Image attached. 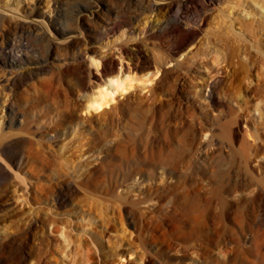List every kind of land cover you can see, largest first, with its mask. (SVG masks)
<instances>
[{
	"label": "bare ground",
	"instance_id": "1",
	"mask_svg": "<svg viewBox=\"0 0 264 264\" xmlns=\"http://www.w3.org/2000/svg\"><path fill=\"white\" fill-rule=\"evenodd\" d=\"M112 1L91 0V5L87 7L90 11L89 15L79 17L76 27L55 24L57 20L62 24L60 17L62 7L59 4L61 2L57 1L55 3L57 12L56 15L51 16V20L54 21V28L62 34L71 33L64 41L51 36L50 26L46 20L39 18L28 20L25 17L13 20L10 17L11 10L6 6H0V67L5 72L2 76L4 85L12 92L8 103V126L23 121L19 120L20 116L26 118L20 101H28L31 97L50 100L54 110L51 112L52 117L56 113L61 117V123L68 122L72 125L79 122L81 115H89L92 112L101 114L112 112L113 116L118 118L122 109L148 107L154 115L157 110L162 111L166 103L172 104L173 99L179 101V107L182 109L184 106L182 98L177 93L178 84L185 83L189 79L194 80L193 85L197 87L196 92L200 97L197 101L202 105L199 110L194 105L193 107L188 105L191 107L188 112L193 120L191 136L178 133L174 137L176 143L180 145L189 141L190 153L178 154L175 141L166 134V130L165 144L159 143L158 146L157 157L167 162L171 169L169 198L175 205L181 201L192 221L203 224L206 221L207 210L213 202L222 216L228 215L225 187L242 185L243 188L239 192L240 203L233 216L236 227H229V236L222 238L226 242L225 245L231 243L233 250L250 262H254L250 258L252 251L264 259V230H260L261 225L264 224V217L255 214L253 223L249 221L250 206L254 203L259 207L264 206V137L253 131L254 124L248 117L239 116L225 121V124L222 123L220 135L216 133L219 129L218 125L208 121V119L225 117L230 109L221 88L226 82L228 69L235 56L237 47L233 43L239 40L246 41L245 36H250L254 39L251 46L255 48L257 54L264 53L262 40L264 19L235 18L236 16H232L234 10L227 11L223 7H217L218 4L227 2L226 0H127L130 3H137L138 10L134 17L124 18L120 17V13L112 7ZM161 4L164 5V12L158 27L144 29L148 37L145 34L140 38L130 37L116 44L113 51L108 53L83 47V44L87 43L83 22L85 24L87 22L89 26L90 20L104 33H109L110 30L132 24L136 19L149 21L152 15L149 13L156 11L159 13ZM242 5L253 7L257 14L264 9V0H240L233 8ZM213 9H217L216 12L224 23H230L227 25L229 30L223 32L205 28ZM250 10L246 12L248 14L254 12ZM191 12L200 15V19L195 24L185 21ZM38 14L43 12L38 11ZM238 22L244 33L236 32L235 25ZM31 35L46 37L47 44L44 46L34 44ZM163 35L170 37L169 46H164L162 43ZM202 35L205 36L203 46L195 50L196 42ZM218 40L224 43V48L219 46ZM256 57L255 59H259L264 67L262 56ZM157 85L167 86L172 96L153 99L151 105L138 97L139 89H148L155 94L154 88H157ZM77 97L83 98L82 107L76 102ZM162 112L165 119L166 113ZM52 117L49 123L45 121V116H41L39 121L52 128L55 126ZM233 125L243 127L239 140ZM23 130L33 133L32 126H24ZM51 137H54V134H51ZM26 141L27 135L22 133H0V177L8 175L10 158L17 153L23 154L22 144ZM113 141L112 144L117 148L121 145L117 140ZM144 146L146 151H154L147 139ZM150 152H146V155ZM188 158H191V163L188 162L190 161ZM195 165L204 169V173L208 172L216 182L215 188L211 189L210 197L205 196L202 186L207 178L199 174V167ZM184 167L186 172L178 185L176 173ZM72 173L73 171L68 169L64 178L61 177L50 184L35 183L31 186L20 183L19 188L12 192V197L8 196L4 202L0 201V206L6 207L9 211L16 207L21 208L28 205L31 198L37 201L40 198L37 192H42L46 197L49 194L54 195L56 203L60 206L83 188L89 189V183L75 180ZM148 178L153 179L150 175ZM260 211L262 214V208ZM50 212L53 214L49 222L50 233L58 241L57 247L52 252L54 262L51 264H105L101 249L96 244H89V239L85 237L87 230H84V233L75 231L72 221L57 217L52 209ZM39 224L37 217H33L28 222L29 228H35ZM253 225H257L260 232L258 228H256L258 231H255ZM252 228L253 232H251ZM12 240L16 239L10 238L0 242V258L10 257L9 249L13 250L14 246L11 244ZM29 243L30 236L26 234L21 239L22 245L14 250L17 264L27 260ZM157 247V244H144L143 252L147 255L151 254ZM222 248V244H219L218 249ZM116 264H124V262L121 260ZM154 264L165 263L156 257Z\"/></svg>",
	"mask_w": 264,
	"mask_h": 264
},
{
	"label": "rangeland",
	"instance_id": "2",
	"mask_svg": "<svg viewBox=\"0 0 264 264\" xmlns=\"http://www.w3.org/2000/svg\"><path fill=\"white\" fill-rule=\"evenodd\" d=\"M57 1L61 2L59 4L62 7L60 12L62 24H59L58 20L55 21L58 26L76 27L78 18L90 13L87 7L91 5V0H0V6H6L11 10L10 17L13 20H20L22 17L28 20L33 18L46 20L50 26L51 36L64 41L71 33L62 34L54 28V21L51 20V16L56 15L57 12L55 7ZM226 1L218 4L217 7H223L227 11L234 10L232 16H236L235 18L257 20L262 17L264 19V9L256 14V9L246 5L233 8L240 0ZM111 5L120 13V17L124 18L134 17L138 10L137 3H130L127 0H113ZM163 6L161 4L159 13L157 11L149 13L152 14L149 21L136 19L132 21V24L110 30L109 33H104L96 23L90 20L89 26L87 22L86 24L83 22L87 38V43H84L83 47L108 53L113 51L116 44L130 37L140 38L142 34L148 37L144 29L158 27L164 12ZM249 9L254 12L248 14ZM38 11H42L43 14H38ZM216 11L217 9L212 10L205 28L223 32L229 30L227 25L230 23H224ZM106 13L105 11L104 14ZM198 19L200 15L191 12L185 21L195 24ZM236 25V32L244 33L239 22ZM31 37L33 43L38 46L47 44V38L44 36L31 35ZM245 39L247 42L239 40L233 43L237 47L235 56L228 69L226 82L221 88L224 94L220 91L230 109L225 117L208 119V121L218 125L219 129L216 133L220 135L225 121L239 118V116L248 117L254 124L253 131L264 137V67L258 61L259 59H255L257 55L264 59V53L257 54L255 48L251 46L254 39L250 36H245ZM161 41L164 46H169L170 37L163 35ZM204 41L205 36L202 35L196 42L195 50L203 46ZM218 42L219 46L225 47L222 41L218 40ZM4 73L0 67V133H22L27 135V141L22 144L23 154L17 153L10 158L8 175L0 177V201L4 202L8 196L12 197V192L19 188L20 183L31 186L35 183L50 184L61 177L64 178L68 169L73 171L72 177L75 180L89 183V189L83 188L71 199L63 200L60 206L56 203L54 195L49 194L46 197L42 195V192H37V196H40L37 201L31 198L29 204L21 208L16 207L9 211L6 207L0 206V242L10 238L16 239L11 241L14 246L13 250L9 249L10 257L0 258V264H17L14 250L22 245L21 239L26 234L30 236L29 255L27 260L20 264L54 262L52 252L57 247L58 241L50 233L49 222L53 215L50 212L51 209L57 217L72 221L75 231L84 233V230H87L85 237L89 239V244H96L101 249L105 264H116L121 260L124 264H154L156 257L165 264H193V262L197 264H264V259L253 251L250 258L254 262H250L246 257L235 252L231 243L225 245L226 242L222 238V236H229V227H236L233 216L240 203L239 192L243 188L242 185L225 187L228 215L222 216L213 202L207 210L206 221L203 224L192 221L181 201L175 205L169 198L171 169L167 162L157 157L158 146L159 143L165 144L164 133L167 131L166 134L175 141L178 154L190 153L189 141L180 145L176 143L174 137L178 133L191 136L193 120L188 112L191 108L189 106L194 105L199 110L202 105L197 101L200 97L196 92L197 87L193 85L194 80L189 79L185 83L178 84L177 93L182 98L184 108L179 107L177 99H173L175 101L171 99L173 103H166L162 108V111L166 113L165 119L161 110H157L153 115L148 107L125 108L119 111L118 118L114 117L112 112L104 114L92 112L89 115H81L79 122L72 125L68 122L61 123V117L56 113L52 117L51 112L54 110L50 100L31 97L28 101H20L26 118L20 116L19 120L23 121L15 122L10 127L8 126V103L12 92L4 85L2 79ZM157 86L154 88L155 94L148 89H139L138 97L151 105L153 99L172 96L167 86ZM76 102L79 107H82L83 98L77 97ZM41 116H45V121L48 123L52 117L55 126L50 128L39 121ZM24 126H32L33 133L23 130ZM233 129L239 140L242 125H233ZM51 134H54V137L50 138ZM146 139L153 146L154 153L146 151L144 146ZM113 140H117L121 145L117 148L112 144ZM146 152L150 153L146 155ZM188 159L191 163V158ZM198 170L200 175L207 178L202 186L205 196L210 197L216 182L208 172L204 173V169L199 167ZM185 172V167L177 171L178 185ZM149 175L153 178L152 180L148 178ZM253 205L249 210V221L252 223L255 214L264 217V206L259 207L257 203ZM33 217H37L40 224L35 228H29L28 222ZM263 225L260 227L262 231ZM256 228H258L257 225L254 229L258 231L259 228L258 230ZM251 230L253 232V228ZM144 244H157L158 247L147 255L143 252ZM219 244L223 246L221 250L218 249Z\"/></svg>",
	"mask_w": 264,
	"mask_h": 264
}]
</instances>
